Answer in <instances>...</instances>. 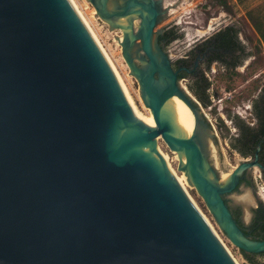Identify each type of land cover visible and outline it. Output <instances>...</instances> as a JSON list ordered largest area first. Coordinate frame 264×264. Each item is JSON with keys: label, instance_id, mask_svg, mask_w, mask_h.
Wrapping results in <instances>:
<instances>
[{"label": "water", "instance_id": "95a60500", "mask_svg": "<svg viewBox=\"0 0 264 264\" xmlns=\"http://www.w3.org/2000/svg\"><path fill=\"white\" fill-rule=\"evenodd\" d=\"M88 1L112 28L135 16L122 55L156 128L136 115L68 0H0V264H235L161 160L158 137L183 153L179 170L225 237L263 253L225 197L264 167L242 160L219 183L207 160L213 127L154 32L170 5ZM174 95L193 114L189 138L161 116Z\"/></svg>", "mask_w": 264, "mask_h": 264}, {"label": "rangeland", "instance_id": "374dc122", "mask_svg": "<svg viewBox=\"0 0 264 264\" xmlns=\"http://www.w3.org/2000/svg\"><path fill=\"white\" fill-rule=\"evenodd\" d=\"M75 2L89 21L96 38L111 57L138 109L147 118L139 94V84L130 74L122 55L121 43L125 32L122 29L112 28L109 23L100 19L88 0H75ZM162 5H170V7L154 32L176 35L171 42L160 43L172 62L184 56L192 43L212 35L221 20L231 21L243 36L242 42L245 43L242 45L248 53V58L245 60L248 66L245 69L223 74L218 66L211 64V70L206 71L207 75H205L209 83V91L206 95L209 96L210 106L203 108L200 105L216 136L211 143L213 150L210 151L209 148L207 160L214 168L218 179L222 181L243 160V157L229 145L228 137L236 135V131L228 116L237 117L245 122L249 113L246 106L257 97L262 87L264 89V0H162ZM133 24H136L135 20ZM201 33L205 36L201 37ZM179 84L181 87L186 86L183 80H179ZM215 91L218 92V97L213 98ZM220 123L222 128L219 127ZM160 145L177 173L184 174L179 170L180 161L176 154L168 149L162 139ZM243 178L244 181L233 193L227 195L225 200L231 210L239 209L240 221L248 226L252 222L255 209L260 204L264 207V182L256 168L245 173ZM188 191L202 213L213 224L237 264H249L243 254L222 233L195 188L191 186ZM254 260L256 264H264V255H259Z\"/></svg>", "mask_w": 264, "mask_h": 264}, {"label": "flooded vegetation", "instance_id": "af4514ba", "mask_svg": "<svg viewBox=\"0 0 264 264\" xmlns=\"http://www.w3.org/2000/svg\"><path fill=\"white\" fill-rule=\"evenodd\" d=\"M165 33L166 32H164L162 37H160V43H165L167 41V39L164 37L166 35ZM242 40L243 36L237 31L236 26L231 21L221 20L213 30L212 35L192 43L190 45L191 48L188 49L187 53L184 56H181L179 60L172 62V68L175 71H179L178 78L186 83L185 88L188 89L192 97H194L195 99L197 98V94L194 92V90L198 91L197 84L199 79L204 78L206 80V71L211 70V64L218 66L221 73L223 74H229L234 72L235 70L238 71V69L241 68L245 69L248 66V63H246L245 61L248 58V53L242 45L243 43H245L242 42ZM214 73H216L215 69ZM208 88L206 89V92L209 91ZM216 97H218L217 91L213 92V98ZM259 98H264L263 87L259 90V94L257 95V97L254 98L253 101H251V104L249 106H246V110L249 111V113L245 124L252 129L256 128L258 125L255 103L259 100ZM235 131L237 135V130L235 129ZM236 135L233 134V136L235 137ZM261 143L264 144V139H261L258 145H260ZM254 158L255 154L254 156H248L245 158L243 157V160L252 161L254 160ZM243 181L244 178L242 177L240 180V184ZM231 214L237 222L239 228L246 236H248L252 240H264V221L259 220V207L255 209L252 222L248 226H245L240 221L239 209L231 210ZM259 255H264V253L251 255V257L255 259Z\"/></svg>", "mask_w": 264, "mask_h": 264}, {"label": "bare ground", "instance_id": "6f19581e", "mask_svg": "<svg viewBox=\"0 0 264 264\" xmlns=\"http://www.w3.org/2000/svg\"><path fill=\"white\" fill-rule=\"evenodd\" d=\"M68 2L70 3V5L74 9V11L76 12L78 17L80 18V20L82 21V23L84 24V26L86 27V29L88 30V32L90 33L92 38L94 39L96 44L99 46L102 54L104 55L107 63L109 64L112 72L114 73L118 83L120 84L124 94L126 95L128 101H129L131 107L133 108L134 112L136 113V115L140 118V120L144 121L149 128H156V124H155V122L153 120V117L151 115L150 109H148L146 107L144 108V111L147 114V118L145 117L144 113L141 112L138 109V107H137V105L135 103V100L131 96L125 81L122 79V76L120 75L118 69L116 68V66L113 63V61H112L111 57L109 56V54L104 49L103 45H101L99 40L96 38L94 32L91 29L89 21L87 20L85 15L82 13L80 8L76 4L75 0H68ZM134 17L135 16L122 17V18H119L116 21L117 24H119V26H121L122 31L125 32L126 34H131L132 33L131 30L129 29V20H132ZM133 22H134V19H133ZM211 28H210V31H211ZM202 33H204V32H202ZM202 33L200 35H201V37H204L205 34H204V36H202ZM208 33H210V32H208ZM183 88H184V86H183ZM161 116L163 118L167 119L169 121V123L171 124L173 136L181 137V138H189L192 135V133H193V131L195 129V122H194V117H193L192 112L187 107V105L176 95L170 97L169 99H167L165 101V103L163 104V107H162ZM160 141H161V139H160V137H158V138H156L154 140L153 144H154V146H155V148H156L161 160L163 161V163L167 167L168 171L175 178V180L177 181V183L181 187L182 191L184 192L185 196L189 199V201L191 202L193 207L201 215L203 220L209 226V228L211 229L213 234L216 236L218 241L221 243V245L223 246V248L225 249L227 254L231 257L232 261L235 264H237V262L234 260V258H232V255H231L228 247L226 246V244L223 242V240L218 235V233H217L215 227L213 226V224L202 213V211L199 209L198 205L196 204L195 200L190 195L188 189H191V183H190L188 177L185 174L177 173V171L173 168V166L171 165V162L169 160L168 155L163 151L162 146L160 145ZM209 146H210L209 147L210 151L213 150V148L211 147V144ZM173 154L174 155L176 154V157L178 159H180V161L183 164H185V157H184V155H183V153L181 151H178V152L173 151ZM227 176L228 177L227 178L225 177L222 181L219 180V183L220 184L226 183L228 178H229V175H227ZM209 178H211V177L209 176Z\"/></svg>", "mask_w": 264, "mask_h": 264}, {"label": "trees", "instance_id": "16d2710c", "mask_svg": "<svg viewBox=\"0 0 264 264\" xmlns=\"http://www.w3.org/2000/svg\"><path fill=\"white\" fill-rule=\"evenodd\" d=\"M164 36L167 39V43L171 42L173 39L176 38V35L167 34ZM264 40V36H263ZM209 87V83L203 78L199 79L197 88L198 91L194 92L197 94L196 100L203 108H208L210 106L209 98L206 95V89ZM255 110L258 125L256 128L248 127L243 120L238 119L237 117L231 118L228 116V119L232 122V125L237 130L236 137L233 135H229V145L232 150L237 152L242 157L248 156H257L259 165L262 167L264 166V144L259 142L261 139H264V98H259V100L255 103ZM222 128V123L219 125ZM259 149V151H258ZM258 152H257V151ZM256 152V153H255ZM261 177L264 181V171H261ZM260 214L259 220L264 221V207L260 204L259 205ZM244 258L249 262V264H256L253 257L250 254L242 253Z\"/></svg>", "mask_w": 264, "mask_h": 264}]
</instances>
